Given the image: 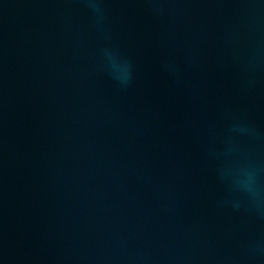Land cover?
Wrapping results in <instances>:
<instances>
[{"label":"water","instance_id":"obj_1","mask_svg":"<svg viewBox=\"0 0 264 264\" xmlns=\"http://www.w3.org/2000/svg\"><path fill=\"white\" fill-rule=\"evenodd\" d=\"M0 264H264V0H0Z\"/></svg>","mask_w":264,"mask_h":264}]
</instances>
